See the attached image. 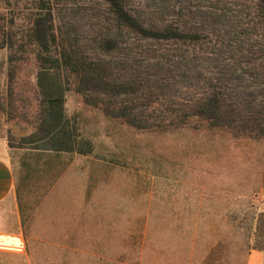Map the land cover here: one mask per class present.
Instances as JSON below:
<instances>
[{"label":"rangeland","instance_id":"rangeland-1","mask_svg":"<svg viewBox=\"0 0 264 264\" xmlns=\"http://www.w3.org/2000/svg\"><path fill=\"white\" fill-rule=\"evenodd\" d=\"M34 2L0 1V29L22 31L23 9ZM54 2L72 38L89 45L103 26V0ZM1 46L0 40V137L44 156L28 186L43 228L29 241L31 264H264V251L246 249L264 213V140L236 139L196 121L136 130L71 87L65 114L76 140L91 151L53 157L36 143L33 61L10 73ZM17 262L0 256V264Z\"/></svg>","mask_w":264,"mask_h":264},{"label":"trees","instance_id":"trees-1","mask_svg":"<svg viewBox=\"0 0 264 264\" xmlns=\"http://www.w3.org/2000/svg\"><path fill=\"white\" fill-rule=\"evenodd\" d=\"M23 11L22 31L0 29L2 65L10 72L33 61L35 142L43 150L91 151L65 114L71 87L136 130L196 121L236 139L264 140V0H103V26L89 45L72 38L54 0H35ZM252 236L246 249L264 251V213Z\"/></svg>","mask_w":264,"mask_h":264},{"label":"crops","instance_id":"crops-1","mask_svg":"<svg viewBox=\"0 0 264 264\" xmlns=\"http://www.w3.org/2000/svg\"><path fill=\"white\" fill-rule=\"evenodd\" d=\"M40 150L11 147L5 138L0 137V256L20 258L17 263L22 264L32 263L29 241L32 234L43 231L39 225V207L28 187L32 180H36L38 170L43 168L44 156ZM54 154L53 157L66 155L63 152ZM63 157L66 161V156ZM38 159L40 166L35 163Z\"/></svg>","mask_w":264,"mask_h":264}]
</instances>
